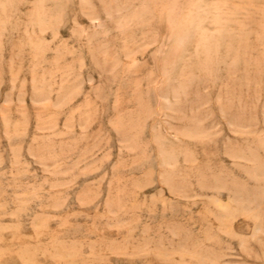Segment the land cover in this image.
<instances>
[{"label":"rangeland","instance_id":"1","mask_svg":"<svg viewBox=\"0 0 264 264\" xmlns=\"http://www.w3.org/2000/svg\"><path fill=\"white\" fill-rule=\"evenodd\" d=\"M0 264H264V0H0Z\"/></svg>","mask_w":264,"mask_h":264}]
</instances>
